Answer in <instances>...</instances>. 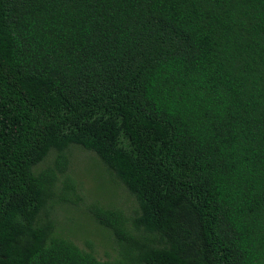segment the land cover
Here are the masks:
<instances>
[{
  "label": "trees",
  "instance_id": "16d2710c",
  "mask_svg": "<svg viewBox=\"0 0 264 264\" xmlns=\"http://www.w3.org/2000/svg\"><path fill=\"white\" fill-rule=\"evenodd\" d=\"M72 148L136 204L87 209L111 260ZM0 264H264V0H0Z\"/></svg>",
  "mask_w": 264,
  "mask_h": 264
},
{
  "label": "rangeland",
  "instance_id": "374dc122",
  "mask_svg": "<svg viewBox=\"0 0 264 264\" xmlns=\"http://www.w3.org/2000/svg\"><path fill=\"white\" fill-rule=\"evenodd\" d=\"M68 168L79 200L75 204L56 205L54 214L58 232L71 239L80 248L92 250L101 260L117 256L116 245L108 232L98 227L87 209L93 204L114 207L130 216L135 210L134 200L102 172L92 153L72 148L67 154ZM49 161L41 164L45 166ZM91 246V247H90Z\"/></svg>",
  "mask_w": 264,
  "mask_h": 264
}]
</instances>
